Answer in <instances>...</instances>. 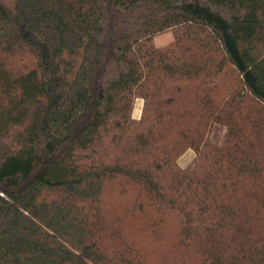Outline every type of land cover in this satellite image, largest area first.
Instances as JSON below:
<instances>
[{
    "label": "trees",
    "instance_id": "trees-1",
    "mask_svg": "<svg viewBox=\"0 0 264 264\" xmlns=\"http://www.w3.org/2000/svg\"><path fill=\"white\" fill-rule=\"evenodd\" d=\"M0 264H264V0H0Z\"/></svg>",
    "mask_w": 264,
    "mask_h": 264
},
{
    "label": "rangeland",
    "instance_id": "rangeland-1",
    "mask_svg": "<svg viewBox=\"0 0 264 264\" xmlns=\"http://www.w3.org/2000/svg\"><path fill=\"white\" fill-rule=\"evenodd\" d=\"M173 40V34L171 32L164 33L162 35H159L153 39V45L157 48H163L167 46L170 42ZM142 109H143V101L142 100H137L134 106V111H133V117L135 119H139L142 114ZM213 140L215 142H221L225 130L222 127H215L213 131ZM195 154L193 151L189 150L187 151L178 161L179 165L181 168L187 167L192 160L194 159Z\"/></svg>",
    "mask_w": 264,
    "mask_h": 264
}]
</instances>
